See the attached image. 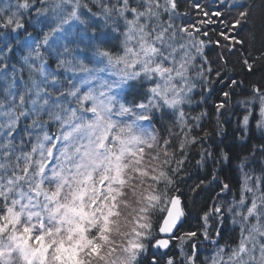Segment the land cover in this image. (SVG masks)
<instances>
[{"label": "snow or ice", "instance_id": "6c2138e0", "mask_svg": "<svg viewBox=\"0 0 264 264\" xmlns=\"http://www.w3.org/2000/svg\"><path fill=\"white\" fill-rule=\"evenodd\" d=\"M181 7L0 0V264H264V0Z\"/></svg>", "mask_w": 264, "mask_h": 264}, {"label": "trees", "instance_id": "16d2710c", "mask_svg": "<svg viewBox=\"0 0 264 264\" xmlns=\"http://www.w3.org/2000/svg\"><path fill=\"white\" fill-rule=\"evenodd\" d=\"M193 2V0H180V3L182 5V7L179 9V11L181 13H188V17H187V22L188 23H192L195 21V17H194V12H191L192 9L190 7L191 3ZM201 2H204V0H201ZM84 3H88V0H84ZM89 6L91 7V5L89 4ZM93 11H95V9H93ZM194 17V18H193ZM177 24H185V20L184 19H179L176 21ZM220 29L217 28L216 26H213L212 30L208 31V35L215 40L217 37L215 35V33H217ZM217 51L218 49H215L213 45H208V47L205 48V55L208 56L209 62H212L216 59L217 56ZM235 59V58H233ZM212 67L215 68L216 65L213 63ZM250 79L253 80H258L259 79V74H257L255 77H251ZM212 80L213 83L211 85L208 86V88L205 89V99L203 101H201V98L196 95V92L199 91V89L195 90V92L193 93L194 99L196 101H201L200 107H189V108H185V112L186 113H190L192 116L197 115L198 113H200L201 111H208L210 116L212 113V105L217 102V94L219 93L221 87L223 86V82L221 83H215L216 77L212 76ZM211 89H214V91H210ZM227 90V89H225ZM234 103V101H233ZM236 111V116H232L231 120H232V125L235 126L236 124V120L237 117L240 115V113L243 111V109H235ZM254 115L258 116V111L256 109H254ZM202 126L205 128V130L207 131H211L212 125L210 123V118H206L203 122H202ZM256 135H259V132H256ZM254 143L256 142L255 140L253 141ZM193 153L195 152V149L192 150ZM191 153L189 156V159L191 160ZM196 159H199V157H196ZM194 161H192V163L186 165V167L189 169L190 173H194L196 171V169L194 168ZM231 181L235 182L238 179V175L235 171V169L233 168L229 173H228ZM193 179H195V177L193 176ZM187 183H192V180H188ZM181 187H183V185H181ZM235 192V188L233 190ZM227 199H231V196L226 197ZM193 223H195L193 221ZM229 228H231V225H229ZM237 234H238V229L236 233H233L231 231L227 232L225 234L224 240L221 241V244H231L236 238H237ZM211 253V247H209L208 251H204L201 253V260L205 257V256H210Z\"/></svg>", "mask_w": 264, "mask_h": 264}, {"label": "rangeland", "instance_id": "374dc122", "mask_svg": "<svg viewBox=\"0 0 264 264\" xmlns=\"http://www.w3.org/2000/svg\"><path fill=\"white\" fill-rule=\"evenodd\" d=\"M191 12H193V11H191ZM194 17H196V14H195V12H194ZM193 17V18H194ZM195 19V18H194ZM194 22H196V20L194 21ZM197 63H199V60H197ZM256 110L258 111V116H257V119H259V109L258 108H256ZM258 131V130H257ZM259 132V131H258Z\"/></svg>", "mask_w": 264, "mask_h": 264}]
</instances>
